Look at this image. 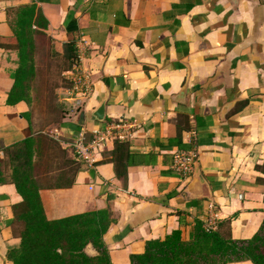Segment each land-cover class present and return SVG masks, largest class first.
Here are the masks:
<instances>
[{"label":"crops","instance_id":"0c3cea01","mask_svg":"<svg viewBox=\"0 0 264 264\" xmlns=\"http://www.w3.org/2000/svg\"><path fill=\"white\" fill-rule=\"evenodd\" d=\"M28 5L45 20L51 49L74 45L91 89L75 105L59 88L64 110L41 139L27 102L6 103L18 62L7 11ZM119 118L136 124L116 139L129 149L124 185L114 139L90 168L70 146L79 131L88 138ZM26 138L47 219L109 210L102 240L111 264L175 229L188 239L210 211L217 224L229 220L231 238H249L264 215V0H0V264H12L6 252L19 244L9 221L21 200L4 151ZM180 152L194 155L187 176L171 168Z\"/></svg>","mask_w":264,"mask_h":264},{"label":"trees","instance_id":"16d2710c","mask_svg":"<svg viewBox=\"0 0 264 264\" xmlns=\"http://www.w3.org/2000/svg\"><path fill=\"white\" fill-rule=\"evenodd\" d=\"M12 28L11 40L17 50V67L12 73V85L6 103L25 101L33 66L30 54L35 36H43L45 20L33 5L19 6L7 11ZM63 57L70 67L77 63L74 45L63 44ZM70 69V68H69ZM60 117V115H59ZM33 139L26 138L5 149L11 168L10 180L21 200L11 206L13 232L19 238L17 247L10 248L6 257L12 264H111L102 234L110 223L108 209H95L57 219L44 215L34 182ZM128 144L115 140L111 161L115 177L125 184L129 165ZM202 223L195 222L191 235L183 240L178 229L162 239L148 240L141 253L130 254L126 264H224L249 260L264 264V215L256 231L244 239L231 238L229 220L220 221L214 230L206 232ZM90 245L92 254L86 251Z\"/></svg>","mask_w":264,"mask_h":264},{"label":"rangeland","instance_id":"374dc122","mask_svg":"<svg viewBox=\"0 0 264 264\" xmlns=\"http://www.w3.org/2000/svg\"><path fill=\"white\" fill-rule=\"evenodd\" d=\"M33 77L29 82L25 101L29 106L28 116L39 138L58 121L65 105L57 101L59 88H68L71 83L66 75L70 68V59L51 49L44 36H35L30 54ZM43 140V139H42Z\"/></svg>","mask_w":264,"mask_h":264},{"label":"built area","instance_id":"2783aa9c","mask_svg":"<svg viewBox=\"0 0 264 264\" xmlns=\"http://www.w3.org/2000/svg\"><path fill=\"white\" fill-rule=\"evenodd\" d=\"M66 75L70 80L71 87L70 92L75 96L74 103L79 105L82 98L89 95L90 82L87 74L82 70L78 63H73L66 71ZM133 120L119 118L111 123L104 126L102 131H92L90 137L85 136L84 131H79L73 140L70 142V146L73 150L74 155L84 161L87 167H92L94 164L93 154L101 149L105 142L109 139H123L126 132L135 127ZM48 133H50L48 131ZM52 134V132L50 133ZM54 134V133H53ZM194 164V155L190 153L180 152L177 154L171 164V168L177 174L181 176H187L191 173ZM217 220L215 213L210 211L207 219L202 223L204 231L209 232L215 229Z\"/></svg>","mask_w":264,"mask_h":264},{"label":"water","instance_id":"95a60500","mask_svg":"<svg viewBox=\"0 0 264 264\" xmlns=\"http://www.w3.org/2000/svg\"><path fill=\"white\" fill-rule=\"evenodd\" d=\"M103 116V105L101 104L96 110L93 112V117L97 120H101ZM88 246V251L92 253V249L90 248V245Z\"/></svg>","mask_w":264,"mask_h":264}]
</instances>
